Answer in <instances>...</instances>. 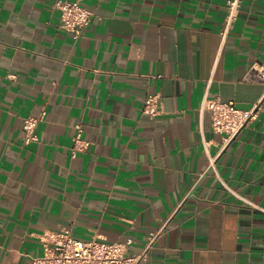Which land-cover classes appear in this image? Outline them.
I'll list each match as a JSON object with an SVG mask.
<instances>
[{"label": "crops", "instance_id": "0c3cea01", "mask_svg": "<svg viewBox=\"0 0 264 264\" xmlns=\"http://www.w3.org/2000/svg\"><path fill=\"white\" fill-rule=\"evenodd\" d=\"M58 1L96 14L79 38ZM227 1L0 0V264L42 256L38 235L61 228L138 255L164 226L139 264H264V110L224 146L201 109L264 95L246 81L264 0H243L223 37ZM78 125L90 146L72 158Z\"/></svg>", "mask_w": 264, "mask_h": 264}, {"label": "built area", "instance_id": "2783aa9c", "mask_svg": "<svg viewBox=\"0 0 264 264\" xmlns=\"http://www.w3.org/2000/svg\"><path fill=\"white\" fill-rule=\"evenodd\" d=\"M243 0H228L227 15L225 17L222 36L225 37L236 23ZM54 8L60 12V26L74 38H79L96 18V14L82 7L79 2H56ZM246 81L253 84L264 85V62L256 63L250 67L246 74ZM202 110L210 113L212 130L223 136V145L227 146L252 121L258 118L264 110V95L251 109H239L233 102H221L205 98ZM162 112V104L158 94H149L144 100L142 113L150 118L158 117ZM45 113L39 118H26L23 123L25 144L38 140L35 132ZM76 133L71 148V157L76 158L84 153L90 143L83 138V129L80 125L75 127ZM165 226L157 232H151L145 249L138 255L127 253V244L110 243L103 238H94L83 241L75 238L71 230L61 228L57 231H48L38 235L44 247V254L40 257L30 258L27 264H139L144 260L152 248L157 237L164 231Z\"/></svg>", "mask_w": 264, "mask_h": 264}]
</instances>
